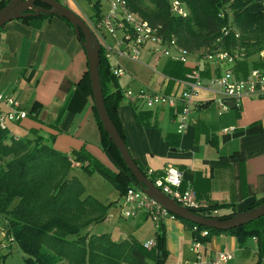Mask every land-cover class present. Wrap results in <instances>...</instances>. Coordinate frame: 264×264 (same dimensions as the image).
Returning a JSON list of instances; mask_svg holds the SVG:
<instances>
[{"label":"crops","instance_id":"1","mask_svg":"<svg viewBox=\"0 0 264 264\" xmlns=\"http://www.w3.org/2000/svg\"><path fill=\"white\" fill-rule=\"evenodd\" d=\"M64 1L83 15L78 0ZM83 40L74 26L58 15L9 21L0 30V92L13 93L29 111V116L17 123L23 134L34 136L32 130H39L56 150L72 157L73 150L85 149L104 166L118 171L101 145L94 98L78 90V81L89 68ZM112 42L116 44V40ZM151 46L142 50V61L119 58L125 69L116 76L122 91L172 92L174 83L165 72L178 75L182 68L190 70L196 61L205 81L228 69L239 76L250 70L246 72L240 65H216L195 55L190 56L194 61L185 64L152 52ZM109 60L112 69L114 60ZM218 97L207 90L200 92L202 106L192 113L183 134L178 132L173 110L167 104L137 107L123 98L118 107L127 146L140 166L155 174L164 173L169 165L180 168L184 172L183 187L194 188L203 206L210 202L229 205L215 211L216 215L240 210L264 196V98L243 97L235 106L222 109ZM148 217L142 214L125 218H133L143 228ZM105 219H109L108 214ZM163 223L168 260L172 264H194L192 230L180 219L167 218ZM96 224L90 227L93 233L108 232L116 241L130 238L122 230L123 237L115 239L112 231H96ZM156 231L148 233L143 241L154 238ZM222 251L232 254L222 264H256L258 260L254 236L241 243L236 235L223 233L203 244L200 264H212Z\"/></svg>","mask_w":264,"mask_h":264},{"label":"trees","instance_id":"2","mask_svg":"<svg viewBox=\"0 0 264 264\" xmlns=\"http://www.w3.org/2000/svg\"><path fill=\"white\" fill-rule=\"evenodd\" d=\"M9 1L0 0V10ZM127 1L129 8L157 28L161 36L166 39L175 37L178 46L191 54L217 48L230 51L239 48L244 49L249 58L236 65H244L243 70L247 72L250 67L261 64L256 60L250 63L249 59L264 48V0H180L189 11L186 17L171 11V0ZM35 5L49 7L41 0H35ZM222 12L226 14L224 17ZM94 13L97 17L101 13L99 0ZM54 15L42 12L20 19ZM224 27L229 28L228 34L223 33ZM81 39H84L83 35ZM99 70L107 111L126 142L118 116L123 91L103 51ZM181 70L178 75L165 74L171 78H183L189 69ZM78 90L93 96L89 71L78 81ZM94 108L102 131V148L118 171L104 166L85 149L73 150L72 157L56 150L39 130L33 129L34 136H29L14 131L11 134L0 127V160L4 163L0 169V223L6 228V237L14 238L7 252H11L16 242L27 254L25 264H164L170 255L164 223L157 228V244L152 249L135 239L116 241L108 232L90 231L92 225L105 220L108 206L89 194L78 176L70 174L72 165L81 164L88 171L98 170L122 189L123 195L129 186L137 183ZM137 164L150 176L147 169ZM261 204H264V196L230 213L216 215L215 211L229 206L218 202H210L195 211L205 217L227 220ZM263 217L229 230L196 224L181 217L178 219L192 230L194 241L204 244L214 235L223 233L236 235L241 243L250 236L256 237V264H264V224L259 222ZM203 231L207 233L202 234ZM5 256L0 253V264Z\"/></svg>","mask_w":264,"mask_h":264},{"label":"built area","instance_id":"3","mask_svg":"<svg viewBox=\"0 0 264 264\" xmlns=\"http://www.w3.org/2000/svg\"><path fill=\"white\" fill-rule=\"evenodd\" d=\"M101 13L97 17L85 14L83 18L97 36L101 49L106 58L114 60L112 71L116 76L125 72L119 58L126 56L134 61H140L142 50L152 44L150 50L160 55H167L182 63H189L190 56L205 58L216 65L223 63L236 65L247 58L244 49L225 50L217 48L213 51H201L195 54L180 48L176 38L166 39L159 34L157 28L151 26L137 13L129 8L127 0H105L109 8L103 11L102 0ZM171 11L177 15L186 17L189 13L187 7L180 0H171ZM231 12V10H226ZM225 12L221 16H225ZM229 28L224 27L223 33L228 34ZM239 36V33H237ZM116 40V44L112 42ZM255 60L260 62L259 66L250 68L247 74L238 76L234 69H228L223 73L213 74L205 81L204 73L200 64L196 61L189 72L183 78H167L174 83L172 92L153 91L150 89L123 90V98L134 106L145 105L149 108H156L162 104H167L173 110V120L178 124V132L185 133L190 125L191 115L202 106L198 96L202 90L217 93L218 103L222 109H227L228 101L238 102L243 97L264 98V48L259 51ZM29 116V111L23 108L20 102L11 92H0V127L13 134L9 127L10 123H21ZM148 176L156 187L175 200L179 205L197 210L203 205L197 199V192L192 187H183L184 172L174 166L169 165L166 171L155 174L152 170ZM121 210L126 217H137L146 214L153 219L156 227L163 223L165 219L178 217L166 209L162 204L149 196L139 185H131L123 195ZM203 231L202 234H206ZM0 248L8 250L14 242V238L6 237V228L0 223ZM256 240H258L255 237ZM147 249L156 246L154 238L146 239L142 242ZM203 244L194 241L192 251L195 254L194 264H200L203 260ZM229 252L222 251L212 264H221L231 259Z\"/></svg>","mask_w":264,"mask_h":264},{"label":"water","instance_id":"4","mask_svg":"<svg viewBox=\"0 0 264 264\" xmlns=\"http://www.w3.org/2000/svg\"><path fill=\"white\" fill-rule=\"evenodd\" d=\"M49 7H41L35 5V0H10L7 5L0 10V28L11 20L26 18L30 15H38L39 13L55 14L66 18L75 28L79 37L84 36V47L88 57L92 92L94 98V105L96 107L98 116L103 123L105 131L109 134V138L113 141L116 147L120 150L124 162L127 164L129 170L137 179V185L144 189V191L154 198L157 202L162 204L170 212L177 217L192 221L196 224L205 225L221 230H229L237 228L241 225L252 222L264 216V204L258 205L254 208L239 212L233 218L227 220H220L214 217H205L198 214L196 211L179 205L175 200L170 198L158 187L153 181L140 169L139 165L132 156L125 140L117 129L114 121L111 119L105 104L104 91L100 76V62H101V45L99 40L85 19L67 6L60 0H41ZM230 106H235L236 101H228Z\"/></svg>","mask_w":264,"mask_h":264},{"label":"rangeland","instance_id":"5","mask_svg":"<svg viewBox=\"0 0 264 264\" xmlns=\"http://www.w3.org/2000/svg\"><path fill=\"white\" fill-rule=\"evenodd\" d=\"M78 1L81 3L82 6V8L81 7L79 8L80 11L83 13V15H81L82 17L85 14L94 15V6L96 3H98V0H78ZM61 2H65V1L61 0ZM102 2H103L102 5L103 11H106V9L109 8V4L105 0H102ZM163 56L169 57L167 55H163ZM141 57L143 56L141 55ZM156 57L159 56L157 55ZM255 57L257 58V54L256 56H253V58L249 59L250 63H252L251 60H255ZM192 61L194 60L192 59L189 60L190 63ZM243 66L244 65H240V69L243 70V68H245V66L244 67ZM18 125L19 124L17 123H10L9 127L16 134H23L22 133L23 131L18 127ZM3 164L4 163L0 160V169L3 167ZM70 174L78 176L79 180L85 186V190L89 192V194L93 196H97L102 200H104V204L108 206L109 219H105L101 222H98L94 226L96 231L97 230L112 231L113 235L115 236V239L119 238L118 240H120L121 237H123L121 236V234H123L122 230H124L127 234H129L131 239H135L140 243H142V241L145 238H147L148 233L150 234L151 231H155V229H157L155 222L151 217L146 218L149 222L143 228H142L143 225H137L133 218L126 220L128 217L125 218L126 216L121 214V207L118 205L123 196L122 189H120L116 184H114L111 180H109L105 175H103L98 170L88 171L85 168H83L81 164L79 165L75 164L72 165ZM259 222L260 224H264V217L261 218ZM2 238L3 236L0 235V240ZM156 238L157 237L155 235L154 239L156 240ZM8 250H3L0 248V253L6 254L1 264H25V257L27 256V254L19 247V245L16 242L13 244L11 252L8 253L7 252ZM191 252L194 257L195 256L194 252L193 251ZM164 264H172L171 259L169 260L167 259V261Z\"/></svg>","mask_w":264,"mask_h":264}]
</instances>
